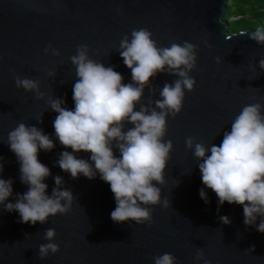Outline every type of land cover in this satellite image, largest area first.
I'll return each instance as SVG.
<instances>
[{
  "label": "water",
  "instance_id": "water-1",
  "mask_svg": "<svg viewBox=\"0 0 264 264\" xmlns=\"http://www.w3.org/2000/svg\"><path fill=\"white\" fill-rule=\"evenodd\" d=\"M224 1L0 0V178L13 180V197L27 190L6 144L8 133L24 123L53 139L50 152H38L39 162L50 170L44 181L46 194L51 195L53 177L61 176L64 188L74 196L68 214L44 224L20 223L16 212L7 213L0 206V264H153L152 258L164 253L172 254L177 264H194L198 250L209 264H264V234L245 227L242 206L225 202L218 210L217 197L208 189L209 203L200 199L203 185L197 161L184 143L192 137L206 146L219 145L223 131L230 129L242 107L264 106V72L256 68L264 58V45L249 40L253 29L227 32L222 21L228 13ZM140 28L152 33L158 47L193 44L197 59L190 76L196 83L185 93L180 113L166 121L164 139L171 141L172 151L159 187L161 199L167 198L170 207H152L150 225L129 226L110 219L113 194L98 175L73 180L53 166L66 149L53 135L56 114L47 109L46 100L62 97L68 109L73 107L76 77L69 58L80 45L88 47L91 59L113 66L122 75V83L131 82L130 70L116 50L125 35ZM49 45L58 56L45 54ZM249 65L255 71H249ZM15 76L38 80L45 99L38 101L32 93L17 89ZM174 79L164 73L150 78L155 91L149 96L145 88L141 103L147 106L149 99H158L159 89ZM41 114L42 122L37 123ZM89 155L77 154L86 160ZM13 197L8 202H14ZM219 216L229 217L230 224H221ZM47 228L55 229L59 251L40 260L39 246L47 243L43 238Z\"/></svg>",
  "mask_w": 264,
  "mask_h": 264
},
{
  "label": "clouds",
  "instance_id": "clouds-1",
  "mask_svg": "<svg viewBox=\"0 0 264 264\" xmlns=\"http://www.w3.org/2000/svg\"><path fill=\"white\" fill-rule=\"evenodd\" d=\"M249 40L264 45V26L251 31ZM207 46V44H206ZM59 53L49 45L45 54ZM123 65L130 70L131 82L122 83V75L113 66H105L89 57L86 45L76 48L70 63L75 69L72 87L73 107L65 106L64 98L48 97L47 109L54 112L53 135L63 146L54 167L75 180L79 176L99 179L109 185L115 208L110 213L114 223L128 222L129 226L152 223L151 208L170 207L167 198L161 199V185L170 159L172 143L165 140L166 121L180 113L185 93L196 83L190 73L196 67V47L189 42L170 43L158 47L152 33L145 28L133 29L125 35L116 50ZM219 63V58H216ZM264 72V58L256 68ZM249 71H255L249 65ZM157 73L175 77L171 84L159 89V98L141 103L145 88L149 96L155 91L150 78ZM54 77L52 72L48 73ZM15 87L32 93L36 100H44L38 80L14 77ZM264 106L260 103L245 105L223 131L219 145L207 146L185 139V148L197 161L203 187L199 197L208 204L206 189L217 197V209L227 202L242 206L243 224L264 234ZM42 114L37 123H41ZM126 125L131 127L126 128ZM6 144L19 165V180L27 186L23 193L13 197V180L0 178V206L7 213L16 212L20 223L44 224L57 215L71 210L74 196L64 188L63 178L54 176L51 195L46 194L50 170L39 162L38 152H50L53 139L35 126L18 123L7 135ZM67 149H71L68 151ZM114 151L118 155H114ZM89 153L88 159L78 153ZM3 165L0 164V173ZM155 182V184L153 183ZM13 197L14 202H8ZM223 225L230 218L219 216ZM259 223L257 224V220ZM54 228H47L39 246L40 260L55 255L59 245L54 242ZM251 249V248H250ZM252 250V249H251ZM153 264H177L176 258L164 253L152 258ZM194 264H209L202 251H197Z\"/></svg>",
  "mask_w": 264,
  "mask_h": 264
},
{
  "label": "trees",
  "instance_id": "trees-1",
  "mask_svg": "<svg viewBox=\"0 0 264 264\" xmlns=\"http://www.w3.org/2000/svg\"><path fill=\"white\" fill-rule=\"evenodd\" d=\"M224 4L228 10L222 21L227 25V32L237 33L248 28L249 21L246 18L248 8L258 14L264 13V0H225ZM239 19L231 21L232 17Z\"/></svg>",
  "mask_w": 264,
  "mask_h": 264
},
{
  "label": "rangeland",
  "instance_id": "rangeland-1",
  "mask_svg": "<svg viewBox=\"0 0 264 264\" xmlns=\"http://www.w3.org/2000/svg\"><path fill=\"white\" fill-rule=\"evenodd\" d=\"M246 18L249 21L247 29L255 30L257 27L264 26V13L263 14H258V13L253 12L251 9L248 8ZM238 19H239L238 16L232 17L231 21H236Z\"/></svg>",
  "mask_w": 264,
  "mask_h": 264
}]
</instances>
